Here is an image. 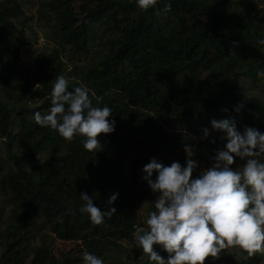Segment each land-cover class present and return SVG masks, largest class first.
Masks as SVG:
<instances>
[{
    "label": "trees",
    "instance_id": "16d2710c",
    "mask_svg": "<svg viewBox=\"0 0 264 264\" xmlns=\"http://www.w3.org/2000/svg\"><path fill=\"white\" fill-rule=\"evenodd\" d=\"M31 1L0 0V139L13 153L10 165L0 151V264H82L85 251L130 264L123 242L133 240L138 210L152 194L141 179L151 157L183 165L185 145L196 141L209 164L223 146L212 119L234 117L240 131H264V100L247 93L253 86L264 95V12L254 0H161L148 11L134 0H38L35 24L48 48L36 52L25 39ZM165 3L171 10L157 14ZM60 75L69 90L86 87L93 105L113 109L115 132L98 137L97 154L83 149L82 138L65 141L33 120L35 111H48ZM117 191V212L104 224L80 213L81 192L103 209ZM56 239L76 248L57 253ZM243 253L226 249L214 264H261L264 257Z\"/></svg>",
    "mask_w": 264,
    "mask_h": 264
},
{
    "label": "clouds",
    "instance_id": "9594fccd",
    "mask_svg": "<svg viewBox=\"0 0 264 264\" xmlns=\"http://www.w3.org/2000/svg\"><path fill=\"white\" fill-rule=\"evenodd\" d=\"M134 2L139 10L148 11L156 9L161 0ZM170 10L171 4L165 3L157 14ZM37 85L34 90L39 89ZM242 107L239 104L234 111L239 113ZM112 112L108 105H93L86 87L69 90V80L60 75L52 87L48 111H35L33 120L65 141L82 138L83 149L97 154L102 151L98 137L115 132L116 121L109 119ZM210 125L220 133L223 146L214 150L208 167L200 168L192 147L186 144L183 165L175 160L165 164L153 156L141 169V179L155 196L154 210L147 216L146 227H137L132 235L134 248L146 255L148 264H206L209 257V264H214L230 248L249 257L264 256V131L250 126L240 131L234 117L212 119ZM209 136L205 127L201 139ZM79 197L83 201L79 211L92 225L104 224L117 212L113 204L118 191L110 194L103 209L87 192ZM82 264L105 262L85 251Z\"/></svg>",
    "mask_w": 264,
    "mask_h": 264
},
{
    "label": "rangeland",
    "instance_id": "374dc122",
    "mask_svg": "<svg viewBox=\"0 0 264 264\" xmlns=\"http://www.w3.org/2000/svg\"><path fill=\"white\" fill-rule=\"evenodd\" d=\"M250 0H244L245 3H248ZM254 2L256 4H258V10H262L264 12V0H254ZM24 10L27 14V16L33 18V22L29 23L28 26L26 27V34H25V39L26 41H30L32 42V50L36 51V52H41L43 50H46V48H48V44H47V39L45 36V31L44 28L40 27L39 25L35 24V20H37L38 16H39V2L38 0H32L30 2V4H27L24 7ZM256 12V11H255ZM259 15V14H258ZM100 41L97 40V45L99 44ZM95 50V48L91 49L92 53ZM69 57H72V54L68 53L65 59H69ZM32 58L30 61L27 62L26 66L27 69L31 67V63H32ZM12 82V80L10 81ZM33 88L35 89V85L33 86ZM247 93L252 97V98H256L257 100H264V95H262V93L258 90L255 89V87L253 86H248L247 87ZM30 106L34 107L37 105V103H31L29 104ZM190 146L192 147L193 151H194V159H197L200 162V168L203 169L205 167H208L209 164L207 163V161L204 159V157L202 156L203 153H201L202 150H199L197 148V143L196 141H193L192 143H190ZM7 144L5 143V141H3L2 139H0V151L1 154L3 155V158L7 161V163H9L11 165V159L12 158V151H9V148H7ZM49 154L48 153H43L41 155V157L34 161L33 163H30L27 167V169L29 171L32 170H36L37 166H39L41 164V162L44 160L45 157H47ZM159 159L163 160L165 164H170L172 161H178L175 158H165V157H158ZM236 165L234 164L233 167H235ZM196 174V173H194ZM36 179V178H34ZM155 199V196L153 194H151V197L141 206V208L138 210V227H146V219L147 216L149 214L150 211H153V200ZM4 204V203H3ZM2 204V205H3ZM4 209V214L5 216L8 215L9 210H11V206H3ZM38 215V222H41L42 219L40 217V215L37 213ZM5 225V223H4ZM41 230V229H40ZM37 235H40V231L37 232ZM35 235V236H37ZM38 240V237L37 239ZM34 241V239L32 240V242ZM35 243V242H34ZM125 249H126V255L127 260H130V264H145L147 257L145 255V257H139L142 253L141 250L134 248V239L131 241H124L123 242ZM51 246L54 249L55 252L59 253L62 251H69L72 249L76 248V244L74 242H66V241H61V240H52L51 241ZM229 253H236L239 257L245 258V254L238 250V249H234V248H230L229 249ZM0 256H1V251H0ZM111 260H107V262H105V264H110ZM261 264H264V257L263 260L261 262Z\"/></svg>",
    "mask_w": 264,
    "mask_h": 264
}]
</instances>
